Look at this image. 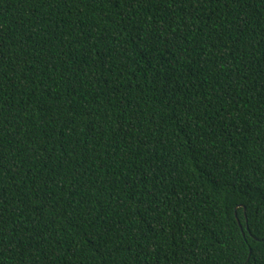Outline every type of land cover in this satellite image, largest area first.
<instances>
[{"label": "trees", "instance_id": "1", "mask_svg": "<svg viewBox=\"0 0 264 264\" xmlns=\"http://www.w3.org/2000/svg\"><path fill=\"white\" fill-rule=\"evenodd\" d=\"M0 264H264V0H0Z\"/></svg>", "mask_w": 264, "mask_h": 264}]
</instances>
